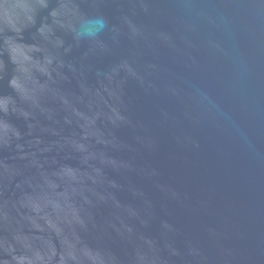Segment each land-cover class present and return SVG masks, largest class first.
Masks as SVG:
<instances>
[{
    "label": "water",
    "instance_id": "obj_1",
    "mask_svg": "<svg viewBox=\"0 0 264 264\" xmlns=\"http://www.w3.org/2000/svg\"><path fill=\"white\" fill-rule=\"evenodd\" d=\"M0 264H264V0H0Z\"/></svg>",
    "mask_w": 264,
    "mask_h": 264
}]
</instances>
